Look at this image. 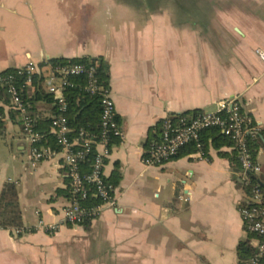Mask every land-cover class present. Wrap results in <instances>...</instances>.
Returning a JSON list of instances; mask_svg holds the SVG:
<instances>
[{
  "label": "crops",
  "instance_id": "obj_1",
  "mask_svg": "<svg viewBox=\"0 0 264 264\" xmlns=\"http://www.w3.org/2000/svg\"><path fill=\"white\" fill-rule=\"evenodd\" d=\"M137 1L0 0V73L58 58L102 59L123 134L103 168L106 179H117L114 209L49 234L39 222L61 220L66 199L56 193L68 184L66 172L58 156L32 161L19 115L11 120L1 104L0 136H23L17 150L27 164L9 171L0 161V195L14 185L23 229L0 228V264H237L236 248L248 237L239 209L248 198L247 175L220 155L232 146H210L203 160L188 154L146 166L142 158L164 118L214 113L235 98L259 135L255 160L264 167L257 54L264 53V0Z\"/></svg>",
  "mask_w": 264,
  "mask_h": 264
},
{
  "label": "built area",
  "instance_id": "obj_2",
  "mask_svg": "<svg viewBox=\"0 0 264 264\" xmlns=\"http://www.w3.org/2000/svg\"><path fill=\"white\" fill-rule=\"evenodd\" d=\"M258 56L264 61V53L258 51ZM96 66V65H95ZM95 66L86 67L83 64L47 66L44 85L47 92L53 95L54 105L58 114L53 117L51 131L55 135L58 151L49 148L37 149L31 147L30 158L34 162L60 157V167L66 169L70 198L66 199L61 209V220L55 224L39 222V228L49 234L55 233L61 226H83L97 219L105 209H114V188L105 181L103 168L110 155V141L122 139V129L116 119L114 102L109 90L99 87L95 77ZM27 74L25 83L30 85V77L39 73L37 65L28 64L24 68L15 69L12 74L0 75V89L4 88L9 96L10 107L17 111L23 122V133L32 145L37 136L31 131L32 120L27 117L24 106L15 86V80ZM86 75L84 90L90 95H100V135L98 139L88 137L83 131L78 137L70 139L67 135L70 129L65 113L67 103L64 90L74 87L70 77ZM217 128L221 134L228 137L232 149L237 153L241 171L245 175L257 176L261 172L258 162L251 159L247 146V137L253 131L250 118L244 114L239 101L235 98L220 101L214 113H198L193 116L176 115L163 119L160 134L156 141L146 149L142 158L146 166H158L172 161L180 150L189 144L195 146L191 157L207 159L200 142L201 133ZM77 147V149H73ZM94 151L95 155L89 169L83 170L82 164L87 155ZM262 194L257 186L251 191L249 205L239 209L240 216L247 232L256 236V253L247 264H258L264 254V206ZM95 200V201H91ZM20 231L16 230L18 234Z\"/></svg>",
  "mask_w": 264,
  "mask_h": 264
},
{
  "label": "trees",
  "instance_id": "obj_3",
  "mask_svg": "<svg viewBox=\"0 0 264 264\" xmlns=\"http://www.w3.org/2000/svg\"><path fill=\"white\" fill-rule=\"evenodd\" d=\"M68 64H83L86 67L95 66V77L99 87L102 89L109 90V71L108 65L99 58L92 57H81L73 59H51L44 63L37 65L39 73L34 74L30 77L31 83L27 85L25 83L27 74L24 73L22 76L15 80V86L17 87L18 94L21 102L24 106L27 117L32 120L31 131L37 136V141L32 144L37 149L49 148L54 151H58L59 147L56 144L55 135L51 131V122L58 112L54 105L53 95L46 91L44 85L45 70L43 66H57V65H68ZM15 69H8L0 73V75L12 74ZM69 81L74 84V87H68L64 90V97L67 103V111L65 117L67 124L70 129V133L67 135L70 139L78 137V134L83 131L88 137L99 138L100 135V98L98 95H90L84 90V86L87 82L86 75H80L78 77H70ZM5 105L9 108V118L13 121L16 119V115H19L20 121L18 124L21 126L23 131V122L20 114L13 110L10 106L9 96L5 89H0V129H3L4 125V109L1 106ZM42 109L49 112V117H43ZM199 112H195L194 115ZM117 119V118H116ZM16 122V121H15ZM161 128V126H160ZM1 132V130H0ZM160 132H158L153 138L158 139ZM200 142L205 152L206 158L208 156V148L212 146L213 149L219 150L223 146H233L232 141L220 133L217 128L208 129L201 133ZM118 139H112L110 141V147L117 144ZM149 146V141L147 143ZM247 146L251 159L255 160L257 149L259 147V135L252 131L247 137ZM73 149H77L74 147ZM195 152V146L189 144L184 147L176 157L193 154ZM95 152L91 151L86 160L80 164L82 169L85 171L89 169ZM221 156L228 159L233 168H240L239 161L237 159V153L233 149L230 153H220ZM66 172V169H64ZM115 178V177H114ZM68 180V178H67ZM105 181L110 184L113 188L117 184V179H106ZM254 186L260 190L262 197H264V167H261L259 175L254 176L247 174V181L245 180L241 187L249 199L251 191ZM57 196H62L65 199L70 198V190L67 184L64 190H58ZM262 205L264 206V198H262ZM92 202L95 200H91ZM250 202H245L243 205H249ZM85 225V224H84ZM0 228H9L16 230H23L21 226L20 212L16 201V191L12 184L5 186L2 195H0ZM247 231V230H246ZM247 240L241 242L236 248L237 264H247L248 261L256 253V248L252 244V240H256V236L247 232ZM258 264H264V254L259 259Z\"/></svg>",
  "mask_w": 264,
  "mask_h": 264
},
{
  "label": "rangeland",
  "instance_id": "obj_4",
  "mask_svg": "<svg viewBox=\"0 0 264 264\" xmlns=\"http://www.w3.org/2000/svg\"><path fill=\"white\" fill-rule=\"evenodd\" d=\"M134 2L137 3L138 1L134 0ZM109 9H111L109 5L104 4L102 13L104 18H106L107 11H109ZM91 22L92 23H89L85 26L86 29L89 30L91 28L93 21L91 20ZM43 70H46V65L43 66ZM16 131L18 132V130ZM19 139L24 141V138L21 135H15L13 139L7 141L4 134L0 136V161H7L9 171H11L12 167L19 170L21 167L27 164V154H21L20 151L17 150V142ZM8 174L10 176V173ZM253 245H255V241Z\"/></svg>",
  "mask_w": 264,
  "mask_h": 264
}]
</instances>
